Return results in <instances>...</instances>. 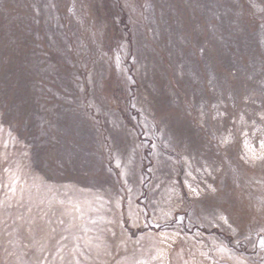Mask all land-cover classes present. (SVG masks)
<instances>
[{
	"label": "rangeland",
	"instance_id": "rangeland-1",
	"mask_svg": "<svg viewBox=\"0 0 264 264\" xmlns=\"http://www.w3.org/2000/svg\"><path fill=\"white\" fill-rule=\"evenodd\" d=\"M0 264H264V0H0Z\"/></svg>",
	"mask_w": 264,
	"mask_h": 264
}]
</instances>
